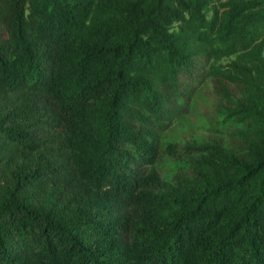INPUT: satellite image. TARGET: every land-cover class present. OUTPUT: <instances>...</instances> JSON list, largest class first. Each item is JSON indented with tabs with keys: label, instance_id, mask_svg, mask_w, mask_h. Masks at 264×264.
Wrapping results in <instances>:
<instances>
[{
	"label": "trees",
	"instance_id": "trees-1",
	"mask_svg": "<svg viewBox=\"0 0 264 264\" xmlns=\"http://www.w3.org/2000/svg\"><path fill=\"white\" fill-rule=\"evenodd\" d=\"M196 63L235 125L163 178ZM0 264H264V0H0Z\"/></svg>",
	"mask_w": 264,
	"mask_h": 264
},
{
	"label": "rangeland",
	"instance_id": "rangeland-1",
	"mask_svg": "<svg viewBox=\"0 0 264 264\" xmlns=\"http://www.w3.org/2000/svg\"><path fill=\"white\" fill-rule=\"evenodd\" d=\"M202 67V63H196L190 69H179L180 95L172 97L171 102L178 114L160 134L161 147L154 160L160 177H169L176 171L178 160L187 157L183 152L187 143L206 140L208 134L225 135L229 126L235 125L232 120L223 122L218 114L222 100L213 92L210 77L203 73ZM168 144L176 145V151H164L162 145ZM149 166L143 164L144 168Z\"/></svg>",
	"mask_w": 264,
	"mask_h": 264
}]
</instances>
